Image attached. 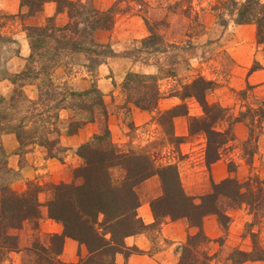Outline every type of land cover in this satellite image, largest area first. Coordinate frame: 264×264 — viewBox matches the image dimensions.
Returning a JSON list of instances; mask_svg holds the SVG:
<instances>
[{
    "label": "rangeland",
    "instance_id": "374dc122",
    "mask_svg": "<svg viewBox=\"0 0 264 264\" xmlns=\"http://www.w3.org/2000/svg\"><path fill=\"white\" fill-rule=\"evenodd\" d=\"M260 1L264 3V0ZM49 2L46 11L33 19L25 18L27 9L21 7L20 2L12 12L0 6V34L14 41L6 44L1 60L5 62L10 77L27 66L30 52L23 27L44 23L48 18L46 15L57 9L55 2ZM218 3L219 0H93L99 10L115 5L117 13L110 30L95 34L96 42L105 46L98 50L96 63H89L85 55L64 54L57 58L58 64L51 69L50 75L57 85L73 91L76 90L70 86L71 83L81 78L89 79L88 89L95 86L103 93L105 114L97 108L92 113L81 110L77 97H66V101L60 103L66 109L59 110L56 105L60 96L54 93L48 96L44 92L33 110L27 109L28 104L19 99L11 107V98L17 100L19 92L36 100V86L21 88L23 83L31 80L19 82L16 77L15 84L8 79L0 80V99L4 100L0 103V148L6 154L8 168L15 172L10 188L21 193L30 183L41 187L40 218L26 221L21 229L13 231L19 238V250L5 256L3 264H49L45 260L52 259L51 250H57L60 245L52 238L59 234L57 225L63 232L62 224L48 215L47 205L52 197L50 185L76 182L74 171L83 164L78 155L79 148L106 131L119 150L149 155L156 168L176 166L184 191L197 204L212 192L213 184L229 177L242 179L249 175L248 148L255 149L252 171L264 179V118L258 121L257 116L252 120V113L248 112L249 109L264 108V46L257 43L255 25H235L227 18L228 25L222 26L214 9ZM61 14L64 16L58 17L56 24L63 26L67 15ZM151 35L154 39L145 42ZM35 61L38 68L45 59L36 55ZM57 68L61 69L58 77L64 81L55 79ZM101 69L105 71L104 78H101ZM129 73L138 75L145 82L135 80L131 87L124 89ZM151 77L156 78L155 84ZM200 77L210 83L200 92L207 102V111L194 97L182 99L187 88ZM43 78L45 76H40L34 83H40ZM149 86L158 89L160 99L156 108L145 111L131 101L146 93ZM176 107H180L176 110L179 113L177 117L172 119L165 115ZM186 112L187 115H183ZM37 113L44 120L37 119ZM56 114H60L61 122L55 120ZM214 117L215 130H230L234 140L224 145L219 151V160L208 166L207 157H214V151L208 149L205 133L191 135L190 119L201 121L207 118L208 124ZM161 118L164 119L161 121ZM237 118L239 122H235ZM79 119L85 121L83 127L74 135L67 134L69 122ZM21 120L27 128L39 127L32 138L35 143L30 141L21 146L15 134L9 131V127L19 125ZM251 121L254 122L251 124ZM199 125L201 122L192 126ZM249 125L256 128L255 134H259V139L255 143L256 135H252L251 143L245 145ZM46 128L49 134H46ZM56 129L60 130L59 135L54 133ZM42 134L51 141L59 140V145L66 151L57 153L51 150L57 156L48 158L47 148L40 145ZM234 163L235 166H231ZM113 176L119 179L120 172L114 170ZM136 190L140 197L138 216L145 224L142 218L144 209L149 208L153 215L151 202L162 196L159 177L155 175L147 179ZM218 205L229 220L227 226H223L215 215L207 216L203 221V231L210 240L205 248L212 258L210 264H231L228 257L234 250L249 251L252 246L250 232L257 233L264 248V219L251 231L247 225L254 218L246 206L229 208V202L224 198L219 199ZM145 225L142 233L137 235L145 236L146 247L128 246L126 238L125 246L132 253L116 254L117 264H177L182 245L189 236L198 233V229L185 218L156 220L153 215V222ZM77 243L84 248L83 253L80 248L74 250L70 258L73 261H70L63 256V246L56 260L64 264L86 260V247ZM244 264H264V261Z\"/></svg>",
    "mask_w": 264,
    "mask_h": 264
},
{
    "label": "trees",
    "instance_id": "16d2710c",
    "mask_svg": "<svg viewBox=\"0 0 264 264\" xmlns=\"http://www.w3.org/2000/svg\"><path fill=\"white\" fill-rule=\"evenodd\" d=\"M49 1L56 3V14L66 13L67 22L63 26L57 25L55 15L46 18L44 23L23 27V31L27 33L26 39L30 53L25 69L16 73L13 78L10 77L5 62H1V60L6 50V44L14 43V41L10 39L11 37L0 34V80L8 79L12 84L16 83V78L19 82H25L26 79L31 80L23 83L21 88L35 85L38 91L36 100L19 92L17 100L14 97L11 98L10 106L14 107L15 102L19 99L28 104L26 105L27 109L33 110L37 107L44 92L48 96L50 93L60 96L56 105L59 110L66 109L60 104L66 101V97H77L80 99L81 106L79 108L81 110L92 113L94 108H97L105 114L106 106L103 93L97 87L92 86L82 92L66 90L62 85H57L53 81L50 72L58 64L57 58L59 59L64 54L85 55L89 63H96L98 50L105 46L96 42L95 34L113 27L117 14L116 7L114 5L107 10H99L93 4V0L86 2L82 0H20L21 7L27 9L25 18L33 19L39 16L43 12L45 3ZM214 9L222 26L228 25L227 18L235 25H255L257 43L264 46L263 2L260 0H219ZM23 16L22 14L21 17ZM153 39L154 35H151L144 41ZM36 55L45 59L43 65L38 68L35 67L37 64ZM40 76H45V78L41 79L40 83H34L39 80ZM135 80L145 82L138 75L129 73L125 78L123 88L131 87ZM151 80L155 84L156 78L151 77ZM207 85L210 83L200 77L187 88L182 99L194 97L207 111V102L200 95ZM148 88L150 89L146 93L131 102L141 110L152 111L159 102L160 94L157 88L153 86ZM1 101L4 100L0 99V103ZM179 108L167 111L165 115L173 119L179 115L176 111ZM248 112L252 113V120L257 116H259L258 121L264 118V108L255 111L249 109ZM183 115H187V112ZM37 117H39L38 113ZM37 119L44 120L40 117ZM162 119L164 118H161V121ZM55 120L62 121L60 114L55 115ZM190 121L191 135L197 132L205 133L208 149L214 151V157H207L209 166L219 160L220 149L229 141L234 140V135L230 130L216 131L213 126L216 117L210 119L208 124L206 123L207 118L201 121L193 118ZM239 121L238 118L235 119V122ZM196 122H201V125L192 126ZM252 122L254 121H251V124ZM84 124L85 121L82 119L69 122L67 134H76ZM26 128L22 120L19 125L9 127V131L15 134L21 146L30 141L35 143L32 138L35 137L34 134H37L39 129V127ZM255 131L256 128L249 125V134L245 145L251 143L252 135H256L254 139L255 143L257 142L259 134H255ZM59 132L60 130L56 129L54 133L59 135ZM46 134H49L48 128H46ZM40 140V145L47 148L48 158L57 156L56 153H51V150H56L57 153L66 151L59 145V140L51 141L44 134ZM256 147L255 144L254 148ZM247 152L249 154L247 165L251 167L249 175L242 179L229 177L218 184H213L212 192L203 196L202 202L197 204L194 198L184 191L176 166L166 165L156 168L149 155L138 151L123 152L119 150L111 142L109 131L103 135H95L91 141L83 144L78 150L83 164L74 171L76 182L50 185L52 197L47 205L48 215L50 219L62 224L63 232L52 237L60 245L57 250H51L52 259L49 257L45 262L64 264L56 259L62 253L64 241L67 238L84 245L88 251L86 260L78 264H117L115 262L116 254L125 252L126 255H130L132 250L125 246V239L142 233L146 227L137 212L140 207L137 186L157 175L162 185V196L151 202L154 218L156 220L167 217L172 220L185 218L192 227L198 229V233L189 236L180 248L177 264H210L212 258L205 249L210 240L203 231V221L207 216L215 215L223 226H227L229 217L224 211L221 212L218 205L220 198L228 200L229 208L241 206L248 208L254 218L247 225L251 231L264 219V179L252 171L254 170L252 163L255 149L249 150L248 148ZM6 158L4 150L0 148V264H3L5 256L9 253L19 250V238L13 231L21 229L26 221L38 220L41 208L39 197L41 187L38 184H28L27 190L21 193L10 188L15 172L8 168ZM231 166H235V163ZM114 170L120 172L119 179L114 178ZM249 235L251 249L249 251L234 250L228 257V262L244 264L248 261H264V248L257 233L250 232Z\"/></svg>",
    "mask_w": 264,
    "mask_h": 264
},
{
    "label": "crops",
    "instance_id": "0c3cea01",
    "mask_svg": "<svg viewBox=\"0 0 264 264\" xmlns=\"http://www.w3.org/2000/svg\"><path fill=\"white\" fill-rule=\"evenodd\" d=\"M9 1H11L13 4H10ZM19 2H20V0H0V3H1L0 6H1L2 9L9 10V12H12V11L15 10L16 6L19 7ZM49 3L50 2L45 3V5L43 7V13L46 11V8L49 5ZM48 15H50V16H48ZM55 15H56V19L58 17L62 16V15L64 16V14H56V11H53L52 14L50 13V14H47L46 16L47 17H53ZM100 74H101V78H104L105 71L103 69H101ZM59 75H61V69L57 68L56 69L55 79L59 78L60 81H64V78L58 77ZM99 82H102V80L99 81ZM70 86L73 87V89L76 90V91H84V90L89 88L90 81H89V79L81 78V79H77V81H75L74 83H71ZM105 87H106V85H105ZM142 218H143L145 224H151L153 222V215H152V213H151L149 208H145L144 209V215L142 216ZM56 232L59 233V234L62 232V229L60 227H58V225H57ZM146 243H147V241H146L145 236L143 234L137 235V236H131V237H128L126 239V244L128 246L135 245V246H137V247H139L141 249L146 247ZM79 248H80L81 252L83 253L84 252V248L82 246H79V244L76 241L68 239V238L65 239V242H64V254H63L64 258H66V259L68 258V260L73 261V259H70L73 256V251L74 250L76 251ZM130 259L131 258H129V260H127V261H130Z\"/></svg>",
    "mask_w": 264,
    "mask_h": 264
}]
</instances>
